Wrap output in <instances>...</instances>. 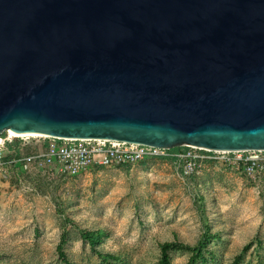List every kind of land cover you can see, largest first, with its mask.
<instances>
[{
    "label": "water",
    "instance_id": "water-1",
    "mask_svg": "<svg viewBox=\"0 0 264 264\" xmlns=\"http://www.w3.org/2000/svg\"><path fill=\"white\" fill-rule=\"evenodd\" d=\"M7 131L264 151V0H0Z\"/></svg>",
    "mask_w": 264,
    "mask_h": 264
},
{
    "label": "rangeland",
    "instance_id": "rangeland-1",
    "mask_svg": "<svg viewBox=\"0 0 264 264\" xmlns=\"http://www.w3.org/2000/svg\"><path fill=\"white\" fill-rule=\"evenodd\" d=\"M42 141L25 140L16 158ZM21 168H0V264H264V175L206 163L184 179L163 159L75 177Z\"/></svg>",
    "mask_w": 264,
    "mask_h": 264
},
{
    "label": "built area",
    "instance_id": "built-area-1",
    "mask_svg": "<svg viewBox=\"0 0 264 264\" xmlns=\"http://www.w3.org/2000/svg\"><path fill=\"white\" fill-rule=\"evenodd\" d=\"M31 137L3 138L0 146V168L20 166L27 170L32 161L39 167L55 170L61 176L75 177L93 167H129L144 160L163 159L177 166L180 175L189 179L206 163L234 169L252 182L264 175V151H204L189 147L177 152L152 146L127 144L105 140H58L38 137L42 153L27 158H16ZM12 146V147H10ZM6 156L8 161H2Z\"/></svg>",
    "mask_w": 264,
    "mask_h": 264
},
{
    "label": "trees",
    "instance_id": "trees-1",
    "mask_svg": "<svg viewBox=\"0 0 264 264\" xmlns=\"http://www.w3.org/2000/svg\"><path fill=\"white\" fill-rule=\"evenodd\" d=\"M12 147V146H10ZM180 149H174L173 152H177ZM81 237L85 240H87L88 242H90L91 244H95L97 242V240L101 237L99 232H81ZM60 256L64 259V256L60 254ZM195 255H193L192 260H195ZM161 264H168L166 260H163L161 262ZM192 264V261L191 263Z\"/></svg>",
    "mask_w": 264,
    "mask_h": 264
},
{
    "label": "bare ground",
    "instance_id": "bare-ground-1",
    "mask_svg": "<svg viewBox=\"0 0 264 264\" xmlns=\"http://www.w3.org/2000/svg\"><path fill=\"white\" fill-rule=\"evenodd\" d=\"M8 134L10 135V137L12 138H20V137H41V136H37V135H19L17 133H14L12 131H7ZM6 132V133H7ZM1 142V141H0Z\"/></svg>",
    "mask_w": 264,
    "mask_h": 264
}]
</instances>
